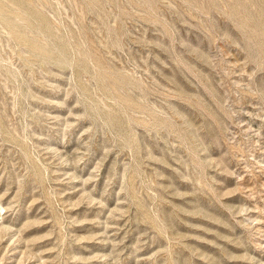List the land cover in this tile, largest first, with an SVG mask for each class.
Segmentation results:
<instances>
[{
  "label": "rangeland",
  "instance_id": "obj_1",
  "mask_svg": "<svg viewBox=\"0 0 264 264\" xmlns=\"http://www.w3.org/2000/svg\"><path fill=\"white\" fill-rule=\"evenodd\" d=\"M0 264H264V0H0Z\"/></svg>",
  "mask_w": 264,
  "mask_h": 264
}]
</instances>
